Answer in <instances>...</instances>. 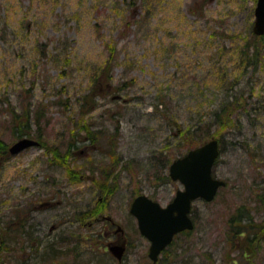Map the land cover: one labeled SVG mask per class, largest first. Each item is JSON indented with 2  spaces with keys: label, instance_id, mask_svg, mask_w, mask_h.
<instances>
[{
  "label": "rangeland",
  "instance_id": "rangeland-1",
  "mask_svg": "<svg viewBox=\"0 0 264 264\" xmlns=\"http://www.w3.org/2000/svg\"><path fill=\"white\" fill-rule=\"evenodd\" d=\"M255 5L0 0V138L9 147L18 138L11 128L28 123L26 136L37 139L40 131L81 177L73 182L37 144L0 158V223L33 206L40 246L54 239L45 259L25 243H11L5 251L10 264H152L130 203L144 193L165 205L183 188L165 178L171 162L188 149L178 142L175 120L196 123L223 100L233 102L234 123L216 137L221 151L212 173L226 185L212 201L192 203L194 229L177 236L157 264H264V240L240 244L235 238L243 259L228 239L234 212L264 220L258 201L264 194V35L256 37L261 45L252 62L241 49L253 39ZM109 59L108 77H99L98 95L90 101ZM25 111L28 120L20 114ZM12 113L20 116L13 119ZM83 122L99 132L97 140L90 145L83 138L72 148L71 131L82 135L76 125ZM104 174L108 180L100 188L96 181ZM97 203L100 211L89 226L76 220L74 212ZM117 238L126 240L120 261L108 249Z\"/></svg>",
  "mask_w": 264,
  "mask_h": 264
},
{
  "label": "trees",
  "instance_id": "trees-1",
  "mask_svg": "<svg viewBox=\"0 0 264 264\" xmlns=\"http://www.w3.org/2000/svg\"><path fill=\"white\" fill-rule=\"evenodd\" d=\"M252 36H253V39L247 40L246 43L241 48L242 53H245L246 55L247 61L256 59V52L259 51L260 45H261V43H259L260 45H257L255 43L257 36L254 34ZM260 40H262V38H260ZM111 66H112V63H111V60L109 59L101 67V72L98 74V76H96L97 78L93 84V87H91L90 94H88V98L90 101H94L95 96L98 95L99 87H98L97 82L99 80V77H101L102 75H106V77H108V73L110 71ZM233 84L234 82L230 81L229 83L230 87H228V89L233 88ZM100 85H101V82H100ZM116 88L118 89L120 88V86H117ZM232 105H233L232 101L223 100L220 104H218L210 112L206 114H201V116L198 118L196 123H193V124L190 123L187 126H184L182 123H178V121L175 120L177 129H178L177 130V133H178L177 135H178V140H179L178 142L184 141L185 144L186 143L188 144V149H189L202 142H205L209 138L217 137L218 135H220L223 130H225L231 124L234 123ZM81 106H84V103ZM91 109H92L91 104L86 107V111H90ZM84 113L85 112H82V114ZM20 114L22 117L24 116L25 120L26 118L28 120L29 117L26 111L21 112ZM39 115H41V112L36 110L35 115H33V117H36L35 121H37V119L39 121V118H38ZM19 116H20L19 114L12 113L13 119L18 118ZM38 121L36 122L37 128L38 126H40V124H38ZM17 123H20V121H18ZM28 127H30L28 126V123L25 125L18 124L17 126L12 127L11 130L13 133H16L17 137L19 138L23 135H30L31 132H30V128ZM76 127H78L79 129L78 131H80L83 134L79 135L78 132L71 131L72 133L71 135L75 136L74 144H72V148L75 147L76 143L81 141L83 138H85L86 143L90 145H91V140L92 142H96L99 132L98 131L91 132L90 126L87 122L86 123L83 122L82 124L79 123L78 125H76ZM36 134H38L36 138L39 141L40 146L43 147L44 150H46L48 154H51L53 158L52 161H55L56 163L62 166H65L66 176L71 179H74L73 182L79 181L81 177H80V173L78 169L72 167L69 162L67 163L65 160H63V157H66L67 155L66 156L61 155V152L57 151L58 148L56 149L57 147L56 145H55L56 147H53L47 144L48 142L42 139V136H41L42 134L40 131L37 132ZM180 139L182 141H180ZM178 142L177 144L179 145L180 143ZM182 144L184 145V143ZM220 149H221V145H220ZM70 150H71V141L69 142L68 153ZM7 155H8V152H7L6 143L0 138V158L1 159L6 158ZM164 167H167L166 163H162V168ZM165 175H166L165 178H169L168 173H166ZM102 177L101 179H99L101 181H96L97 185L100 188H104L108 180L107 175L104 174ZM114 189H116V186L107 190L106 192L113 193ZM258 201H259V205H261V207L264 209V194L258 195ZM32 207L33 206L26 207L24 216H23V210L21 211V213L17 211L14 217H11V218L9 217L7 220L2 221L0 223V264H10V261L7 259V255L5 251L11 250V243L17 242V244L15 245H18L19 242H21L22 244L25 243L24 247L26 246L30 247V249H32V252L34 254L38 253L39 255H41L43 259L46 258L47 252L53 247L52 246L54 242L53 238L48 243H46L45 247L40 246L41 242L38 240V238L40 237V234H39V237L38 236L36 237L35 233L37 232V230L32 229L33 224L31 222V217H30V213L32 212ZM98 211H100V208L97 203V205L95 206L93 205L87 208L86 210H83L82 212H74V214H76L75 218H77L76 220L79 223H81L84 226H89L91 224V217L95 216ZM238 213L239 211L234 212L230 218L231 224H229V227L231 230L229 231L228 239L232 242L231 246L234 245L233 248H235V250H238L236 249L237 243L235 245V238L237 237H238L237 241L239 239V242H241L240 244H242V241H247V240L249 242L255 241V240H259V241L264 240V220L256 221L253 219V217L248 212H247V215L245 216L238 214ZM27 214L29 215V217H27ZM92 221H95V220L93 219ZM60 239H65V238L61 236ZM22 244H21V248H23ZM40 248L42 249L45 248V249L42 250L41 252L39 251ZM237 253H240L243 258L244 256L243 251L239 252L238 250ZM168 256L169 255H165V259ZM47 258L51 260L50 257H47ZM52 260L54 259L52 258ZM162 260L164 259H160L159 261L161 262Z\"/></svg>",
  "mask_w": 264,
  "mask_h": 264
},
{
  "label": "water",
  "instance_id": "water-1",
  "mask_svg": "<svg viewBox=\"0 0 264 264\" xmlns=\"http://www.w3.org/2000/svg\"><path fill=\"white\" fill-rule=\"evenodd\" d=\"M252 31L256 35L264 34V0H256ZM37 143L32 138L22 137L9 147V152L18 153ZM218 155V140L210 139L174 159L169 165V175L173 180H179L183 189H178L166 206L145 194H139L131 201L129 211L136 217L140 233L150 240L148 256L152 261L157 260L176 233L193 228L189 216L192 200L210 201L217 189L225 184L224 180L212 176V166ZM109 250L120 259L124 246L109 245Z\"/></svg>",
  "mask_w": 264,
  "mask_h": 264
},
{
  "label": "flooded vegetation",
  "instance_id": "flooded-vegetation-1",
  "mask_svg": "<svg viewBox=\"0 0 264 264\" xmlns=\"http://www.w3.org/2000/svg\"><path fill=\"white\" fill-rule=\"evenodd\" d=\"M98 219H100V218H98V217L95 218V220H98ZM103 219L109 220L111 222V218H108L107 216H103ZM118 228H119V225H116V230H119ZM125 241L126 240L124 238H117L113 241V243L124 246L126 248Z\"/></svg>",
  "mask_w": 264,
  "mask_h": 264
}]
</instances>
